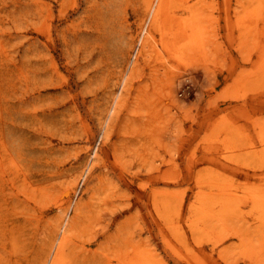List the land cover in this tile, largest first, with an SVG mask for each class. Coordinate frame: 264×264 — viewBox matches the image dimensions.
I'll return each mask as SVG.
<instances>
[{
    "label": "rangeland",
    "instance_id": "rangeland-1",
    "mask_svg": "<svg viewBox=\"0 0 264 264\" xmlns=\"http://www.w3.org/2000/svg\"><path fill=\"white\" fill-rule=\"evenodd\" d=\"M0 264H264V0H0Z\"/></svg>",
    "mask_w": 264,
    "mask_h": 264
}]
</instances>
